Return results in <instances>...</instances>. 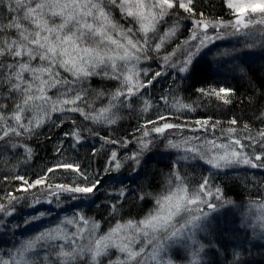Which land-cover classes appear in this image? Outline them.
<instances>
[{"label":"snow or ice","instance_id":"snow-or-ice-1","mask_svg":"<svg viewBox=\"0 0 264 264\" xmlns=\"http://www.w3.org/2000/svg\"><path fill=\"white\" fill-rule=\"evenodd\" d=\"M224 2L233 15L230 21L219 18L210 20L203 12L197 17L194 0H0V7H6L9 13L6 24L0 21V85L7 88L5 98L13 103L7 115V105L0 103V132L3 133L0 141L13 135L33 133L46 120H50L53 113H79L93 123L115 124L120 119L119 109L131 108L133 98L142 96V90L165 74L157 71L145 81L142 77L149 76L150 70L140 65L142 61L153 59L152 53H160L169 41L176 38L183 20L192 23L191 35L188 41L183 42L187 47L177 45L184 52V59L173 61L176 49L157 57L163 60L164 66L173 70L174 76L184 74L181 79L190 76L204 49L224 38L223 29H231L228 35L247 36L249 30L257 25L264 27V0ZM112 8L120 10L129 27L124 28L114 20ZM179 10L187 15H180ZM55 17L60 18V23L51 22ZM168 19H173V23L163 27L168 24ZM9 30H14L16 34L9 35ZM61 70L68 75H62ZM97 76L116 80L120 86L108 94L90 89L88 82ZM52 89L57 90L54 96L49 95ZM90 91L95 92L96 99L107 95L108 103L99 109L92 107L89 102ZM198 91L202 95H214L225 104L231 103L234 94L233 89L225 87L201 88ZM173 99L175 102L171 106L177 112L183 114L195 110L179 97ZM161 100L165 104L169 103L167 95ZM150 107L151 101L145 99L142 111L146 112ZM168 118L161 115L156 120L147 121L146 124L153 127L145 129L143 137L138 140L139 151L127 159L134 161L138 167L144 151L152 143L144 138L152 133L162 136L167 130L189 127L188 123L167 122ZM194 123L197 127L192 131L211 133L212 138L194 136L179 141L168 140L167 147L183 149L192 156L185 155L182 159L202 160L216 170L202 177L198 186L192 187L188 177L182 175L174 164L166 180L165 191L153 197V209L139 221H118L107 233L98 234V222L90 221L82 214L66 217L54 227L22 241L14 250H10L7 258L0 256V264H35L29 253L41 245L48 249L44 257L46 264H81L85 257L88 258V264H101V258L108 256L112 249H116L120 255L110 264H148L149 261L152 264H173L169 250L174 245H182L188 250L189 264H204L202 253L206 246L198 240V233L210 226L209 217L218 207L233 203L225 199L223 189L212 183L211 176L221 172L227 175L225 170L241 165L264 169V128L253 133L249 125L245 124L247 135L240 137L237 128L230 126L220 129L221 136H216L219 121L208 118L197 119ZM236 124L237 119L233 118L230 125ZM65 136L73 137L77 143L84 139L79 128L65 133ZM221 137H224L223 141ZM102 139L105 143H118ZM193 141H199L200 146L193 144ZM127 143L123 142L124 145ZM23 147L26 159H30L31 149L26 145ZM60 151L61 148H57V152ZM109 164L110 167L105 168L106 172L113 169L118 171L122 167L115 150L111 152ZM60 168L77 173L82 183L75 186L48 183L49 174ZM14 178L22 181L17 191L27 193L30 189L44 186L58 190L52 195L70 193L73 200L90 198L101 186L99 178L89 181L79 164L67 162L48 168L43 176L31 182L24 176ZM146 195L151 196V193L141 194L140 199H145ZM119 196H125L124 189L120 190ZM6 199L7 203H0V214L10 217L15 212L13 205L18 197L8 193ZM34 203L39 204L40 201L37 199ZM205 207L209 211H205ZM111 208L113 213L118 211L115 204ZM248 208L242 227L255 229L258 222V226L264 229V201H251ZM252 209L261 211L253 217ZM44 215L46 213L41 212L24 223L29 224ZM3 223L0 220V225ZM65 225H74L76 230L68 232ZM141 241L143 244L137 248L136 245ZM149 246L151 251L146 253L145 249ZM240 255L239 252L233 253V264H239ZM50 256L54 257V261L49 259Z\"/></svg>","mask_w":264,"mask_h":264},{"label":"trees","instance_id":"trees-1","mask_svg":"<svg viewBox=\"0 0 264 264\" xmlns=\"http://www.w3.org/2000/svg\"><path fill=\"white\" fill-rule=\"evenodd\" d=\"M194 2L197 16L198 12H203L212 20L217 18L225 19L228 17V8L224 0H194ZM12 15L15 14L13 13ZM8 16L9 13L6 7H0V21L6 24L8 22ZM8 34L14 36L16 33L14 30H9ZM34 63H38V61ZM242 64V74L239 76L233 74L234 77L231 79L230 83L221 82L223 85H219L221 83L216 82L214 76L210 73V69L199 61L195 64L192 77L183 81L181 80L180 88L178 87L175 93L180 90L182 95L188 97L193 103L197 104L194 113L195 118H211L212 121H219L220 124L225 122L229 123L235 118L237 119V125L239 127L244 129V125L247 124L251 131L257 132L261 128H264V116H262V114H264V57H250ZM157 81L158 80L154 81L150 86V91L147 92V90H143L142 96L133 98L132 107L134 108V105H136V109L134 108L131 110L129 108H123L118 113L120 119L115 124L107 125L93 123L90 120H85L79 113H53L51 119L46 120V122L41 127L36 128L33 133H26L22 136L13 135L0 141V203H7V194L13 193L18 197V201H15L13 206L17 214L20 215V218H26L32 213L31 209L33 207L31 205L36 204L34 201L37 199L42 203L36 204L34 209L48 211L49 204L46 201L55 200L53 197L54 195L51 193L57 192L58 190L39 186L30 189L27 193L17 191L22 181L14 177L24 176L31 182L43 176L48 168L65 162L79 164L81 170L88 175L89 181L99 178L101 186L107 185L105 181H110L108 183H112V185H109L107 187L108 189H113V183L118 184V186L121 185L122 182H118L112 177L114 170L105 171V168L110 167L108 160L110 159L111 152L116 150L117 146H109L111 144L105 143V140L102 138L118 141L116 144L121 146V149L126 146L127 151L131 150L130 147L132 148V142L130 138H136L140 135L141 132L137 134V130L144 127L147 121L156 120L158 116L163 115V113H161L163 109H160V97L168 96V94L172 93L170 89V91H166L165 95H163L161 90L164 86L170 84H167L168 81L166 82V80L162 81L160 84H156ZM87 86H89L90 89L103 91L108 94L113 92L112 90L115 87V82L114 80H106L97 76L93 77L88 82ZM220 87H229L234 90L231 103L225 104L214 95H202L198 91V89L201 88ZM56 91V89H52L49 95L54 96ZM6 92L7 88L0 85V103L7 105L6 110L8 108L12 110L13 103L5 98ZM105 97L106 96L101 99H96L95 92H89V102L91 106L96 109L103 106L102 102L108 103V98ZM138 99H141L140 102ZM145 99L157 104V107L153 108L154 110L147 115L146 112L141 110V103ZM169 115H172V113ZM61 120H63L62 124ZM73 121H75V123H73ZM75 128H79L84 137L79 143H77L73 137L65 136V133H70ZM89 129L91 131H89ZM0 135H3V133L0 132ZM124 141H128L127 145L123 144ZM13 144L20 146L12 147ZM23 145L31 149L30 159H26ZM57 148H61V151L57 152ZM120 148H118V152L121 154L126 153L120 150ZM94 149H96L95 152L93 151ZM132 150L137 152L134 149ZM153 160L152 157H149L143 164V173H141V177L143 178V175H146V179L143 178L142 180L134 177L132 182L129 179L127 180V185L129 187L128 196L120 199H116L118 197L115 196L116 198L112 197L111 201L110 194L105 191L91 201L90 205H92V208L90 205L85 206L83 203L73 204V208L84 211L87 215H92L94 218L103 221L105 227L115 220V217H117L116 214H118L120 218L134 220L142 219L153 209L150 203L152 201V194L155 195L159 191V188L162 187L161 180L157 176L158 171H164L166 169V164L157 162V160L155 163ZM5 177H7V179H5ZM250 180L252 181V179ZM48 183L52 185L64 184L75 186L78 183H82V178L71 170L60 168L49 174ZM252 186V182H246V184L241 183L242 189L246 191L251 189ZM225 191L227 194L234 196L237 200L242 199L232 187L224 188V192ZM147 193H151V196L146 195L145 199L141 200V194ZM59 194L61 195V198H59L60 200H71L70 194L66 195L65 192H60ZM113 204L117 205L118 208V211L115 213H111L110 210ZM16 220L18 221V217ZM246 238L247 237H245V239ZM245 239L239 260L245 263L264 264V262H262V255L264 257V245H261L262 247L259 245V249L251 253V249L253 250L256 246H247L250 243ZM233 244L234 242L228 245L229 248L224 247L222 250H218L217 248L213 250L210 249L208 260L204 262V264H223L222 262H226L229 258L231 259L230 261H233L234 258L231 256V253H233ZM238 244H242V242H238ZM247 247L250 248V251H247ZM42 255L45 257L44 252ZM254 258H258V260L254 261ZM230 261H228V264H230ZM44 264H46V262Z\"/></svg>","mask_w":264,"mask_h":264},{"label":"rangeland","instance_id":"rangeland-1","mask_svg":"<svg viewBox=\"0 0 264 264\" xmlns=\"http://www.w3.org/2000/svg\"><path fill=\"white\" fill-rule=\"evenodd\" d=\"M179 11H180V15L182 16L187 15L186 13L183 12V10H179ZM227 14L228 17L222 20L230 21L233 19L232 12L229 9L227 11ZM112 15L114 20L117 21L119 24L123 25L124 28L129 27L128 22L124 18H122L120 10L118 8H112ZM204 15L206 16L205 13ZM51 22L58 24L60 23V18L55 17ZM172 23H173V19H168V24L164 25L163 27H167ZM163 27L161 28V31H163ZM191 29H192L191 21L183 20L181 22V26L179 28L176 38L172 41H169V43L165 45V47L161 50L160 53L158 54L152 53L151 55L154 57L153 59L142 61L140 65V67L148 68L150 70L149 76L142 77V79L145 81L157 71H163L165 73L164 75L156 79L158 80L156 84H160L164 80H166V82L168 81L167 84L170 85L164 86V88L161 91L162 94L165 95L166 91L168 92L171 89L172 93L169 92L170 94H168L169 103L167 104H165V102L161 100L160 97L161 100L160 109L161 110L163 109V112L161 113H163L164 116L169 117L167 122L173 124L188 123L189 127L182 129H170L167 130L165 134L162 136L156 133H152L150 136L144 138L145 140H151L152 143L149 145V148L144 151L141 158V163L138 167L135 165L134 161L129 160L127 158L131 156L133 153H135L132 149H134L135 151H139L140 145L138 143V140L143 137V133L145 129L150 130L153 127V125L146 124L140 130H137V134H140V132L141 134L138 135L136 138L135 137L130 138L132 142V148L130 147L131 149L130 151L126 150L127 148L126 146L121 149L120 148L121 146H118L117 144L109 145L111 147L117 146V149L115 151L118 154V159L122 163V167L118 171L113 169L114 174L112 176L118 182H122V184L118 186V184L113 183L114 186L113 189H108L107 187L109 185H112V183H108L110 181H105L107 185L100 186L101 190L96 192V194L90 198L76 199L74 201L73 199H71L72 201L71 200L63 201L59 199L61 198V195L58 194L53 196L55 200L53 201L49 200L51 201L50 203L49 201H46L49 204L48 211L34 209L36 204H33L31 205L33 207L31 209L32 213L28 215L26 218H20L19 217L20 215L17 214L16 210L13 213V215L10 217H4L3 214H0V220L4 221L3 225H0V256L7 258L10 250H14L16 247H18L22 241L35 237L38 233L44 231L45 229L54 227L55 225L59 224L62 220H64V218L66 217L72 218L76 214H82L90 221L98 222L100 226L98 234L107 233L110 228H112L117 224L118 221L123 223L127 220H134L128 218L127 219L120 218L118 214H116L117 217H115V220H113L111 223H109V225H106L107 227H105V225H103V221L94 218L92 215L91 216L87 215L86 212L84 211H79L73 208L74 207L73 204L83 203L85 206L90 205L93 199L97 198L100 194H102L105 191L110 194L109 196L111 198L110 199L111 201H112V197L115 196L118 197V198L115 197L116 199L123 198L119 196V192L121 189L125 190L124 197L128 196L129 187L127 185V180L129 179L132 182L134 177H137L138 179H142V180L143 178L144 179L147 178V176L143 174H142L143 175L142 178L141 173H143V164L145 161L148 160L149 157H152V160L154 157L153 161H155V163L157 160V162L166 164L165 168L167 169V170L165 169L164 171L161 170L158 171L157 176L161 180L162 187L159 188V191L155 195L152 194L151 196L152 201L150 202L152 206L154 204L153 197L165 191L166 180L169 174L172 172L174 164L176 165L177 169L180 171L182 175H186L188 177V180L191 182L192 187L198 186L202 177L208 176L210 172L216 171L211 169L210 166L204 163V161L202 160H195L191 158L182 159L181 157L185 155L189 157L192 156L191 153H185L183 149L178 150L167 147L168 140L179 141V140H183L186 137H194V136L207 137L208 139L212 138L211 133H205L202 130L201 131L191 130L197 127L194 123L195 120L198 119L194 117V113L196 110L187 111L181 114L177 112V110L174 107L171 106L175 102L173 98L179 97V99L182 100L183 103L192 105L194 109L197 108V104L193 103L192 100L189 99L188 97L182 95L180 93V90L179 92L175 93L177 88L178 87L180 88L181 80L183 81L187 79V78L185 79L180 78L184 76V74H178L174 76L173 70L164 66L163 60L157 58V57H162L167 53H171L173 52L174 49H176L175 55L172 57V59L173 61L176 60L182 61L184 59V52L181 49L177 48V45H182V47L184 48L187 47V45H184L183 42L188 41L191 35L190 32ZM211 31L212 30H210V32ZM223 32L225 33L224 38L220 40H216L214 44H210L207 49H204L203 52L198 57V62L200 61L201 64L206 65L207 68L210 69V73L214 76L216 82L219 83L226 82L228 84L230 83L234 75L239 76L240 74H242L241 66H243L242 63L245 62L247 58L264 57V27L257 25L255 28L249 30L250 34L247 36L243 34L236 36L228 35L227 33L231 32L230 28L223 29ZM247 45H251V47H247ZM222 53H227V54H222ZM62 75H68V74L62 72ZM189 77L190 78L192 77V73L190 74ZM69 78L71 79V77ZM114 82H115V87L112 90L113 92L120 86L118 81L114 80ZM219 85H223V84L221 83ZM150 86L146 89L147 92L150 91ZM225 88H229V87H225ZM105 98H107V95ZM140 100L141 99H138L139 102ZM102 103L103 106L107 104L105 102ZM143 103L144 101L141 103V110L143 108ZM156 107L157 104H155L152 101L151 107L149 108L148 111H146V115L150 114L151 111L154 110L153 108ZM123 108L126 109L128 107H121L118 113ZM134 108L136 109V105H134ZM134 108L131 107L129 109L133 110ZM8 109L5 110L6 115L11 111L10 108ZM170 113H172V115H169ZM158 123H163V122H158ZM230 126L237 128L238 136L242 137L244 135H247L246 134L247 132L243 128L239 127L237 124L232 126L230 125V122L229 123L225 122L223 124L219 123L215 135L221 136L220 129H227ZM252 132L255 133V131ZM221 140L223 141L224 137H221ZM193 144L200 146L199 141H193ZM118 148H120V150L126 153L121 154L120 152L117 151L119 150ZM134 168H136L135 171L133 170ZM225 171H227L228 173L227 175H224L223 172H221L220 174L211 176L212 183L214 185H219L223 189V192H224V188L226 189L232 187L235 190V192L241 196L242 199L237 200L234 196L227 194L226 192L227 190H226L224 192L225 199L232 200L233 203L224 205L223 207H218L217 211L211 213L209 217L210 226L207 227L206 231H202L198 233V240L206 246L204 252L202 253L204 262L208 260L210 249L213 250L214 248H217L218 250L219 249L222 250L224 249V247L229 248L228 245H230L232 242H234L232 246L233 253L234 252L241 253L244 247L245 237H247L245 240L250 243L248 245L246 244L247 246L249 247H252L251 245L256 246L253 250L251 249V253L254 250H258L261 245H264V238H262V233H264V229H261L258 226V222H257V227L255 229H253V227H242V220L244 214L249 212V208H248L249 203L251 201H264V169H251L248 168L247 166L241 165L236 168ZM250 179H252V181ZM246 182L253 183V186L248 191L243 190L241 187V183L246 184ZM65 194L67 195L70 193H65ZM71 196L72 194H70V197ZM217 204H219V202H217ZM90 207L92 208V205H90ZM110 210L111 213H113L112 208ZM204 210L209 211L206 207ZM260 211L261 210L258 209H252L251 210L252 216L255 217V215H258ZM41 212L46 213V215L40 217V219L38 220L32 221L29 224L24 223L26 219H30L32 216H39ZM17 217H18V221L16 220ZM139 220L140 219H137L135 221H139ZM180 222L183 221L181 220ZM17 225L19 227H16ZM80 226L83 227V224L81 223ZM65 227L68 232H74L76 230V227L74 225H65ZM238 242H242V244H238ZM56 243H62V241H56ZM79 243H86V241H79ZM142 244L143 241H141L140 244H137L136 247L139 248ZM249 247H247V251H250ZM145 251L146 253L150 252L151 246L146 248ZM43 252L46 255L48 253V249L41 245L38 246L34 250V252L29 253V256L31 257V259L35 261V264H44L46 261L44 260V257L42 255ZM233 253H231V256H233ZM119 255L120 253H118L116 249H112L108 256L101 258V264H110V261L116 260L117 256ZM169 256L173 261V264H189L188 261L189 252L182 245H174L169 250ZM49 259H52L54 261V257L50 256ZM230 260L231 259L229 258L226 260V262H222V263L228 264V261ZM257 260L258 258H254V261ZM262 260H263L262 262H264L263 255H262ZM81 264H88V258L85 257L84 260L81 262ZM148 264H152V262L149 261ZM230 264H233V261H230ZM239 264H255V263H245L239 260Z\"/></svg>","mask_w":264,"mask_h":264}]
</instances>
